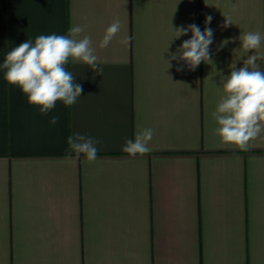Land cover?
Segmentation results:
<instances>
[{
    "label": "crops",
    "instance_id": "crops-1",
    "mask_svg": "<svg viewBox=\"0 0 264 264\" xmlns=\"http://www.w3.org/2000/svg\"><path fill=\"white\" fill-rule=\"evenodd\" d=\"M208 15L213 65L168 69L191 38L170 43L172 26L203 31ZM115 18L121 30L101 49ZM74 25L86 26L103 76L69 63L83 87L73 106L41 114L0 69V264H264V133L242 151L212 117L220 76L247 55L237 38L264 34V0H0V65L26 40ZM145 128L151 151L123 152ZM76 133L100 141L94 162L67 159Z\"/></svg>",
    "mask_w": 264,
    "mask_h": 264
},
{
    "label": "clouds",
    "instance_id": "clouds-1",
    "mask_svg": "<svg viewBox=\"0 0 264 264\" xmlns=\"http://www.w3.org/2000/svg\"><path fill=\"white\" fill-rule=\"evenodd\" d=\"M212 19L211 15L206 16L203 31L196 24L177 28L172 26L175 36L170 43L188 33H191V38L183 41L175 52L169 53L170 60H166L168 69L172 66L171 60L183 61L192 71L202 62L213 65L210 45L213 43L214 30L207 27ZM229 25H233L231 16H224L223 27ZM85 27L74 25L66 35H39L34 42L26 40L5 54L3 64L0 65L4 80L18 87L30 105L39 107L41 114L47 115L58 101L65 107H71L81 97L83 87L75 83V75L67 68L69 63L87 65L97 75L103 76L92 38L82 35ZM120 30L121 22L119 18H115L105 29L99 48L108 47ZM237 39L240 41V48L247 55L242 67L231 65L230 74L220 76L223 94L212 117L218 125L214 133L222 142L246 151L250 142L264 133V69L257 63L264 60V53L259 51L264 44V34L248 31L241 33ZM130 41L131 37L125 36L120 43L128 45ZM230 42L232 41H221L217 51ZM249 52L253 54L248 55ZM182 70V67L177 68V71ZM58 121L57 115L49 122L55 125ZM153 135L152 128L137 131L134 140H127L122 151L132 157L149 153ZM67 143L68 160H72L71 153H75L77 158L83 155L87 162L97 159L96 145L100 143L99 140L76 133L68 137Z\"/></svg>",
    "mask_w": 264,
    "mask_h": 264
}]
</instances>
